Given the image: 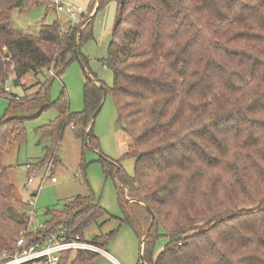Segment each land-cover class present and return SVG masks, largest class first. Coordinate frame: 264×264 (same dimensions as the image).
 Returning a JSON list of instances; mask_svg holds the SVG:
<instances>
[{
  "label": "trees",
  "instance_id": "obj_1",
  "mask_svg": "<svg viewBox=\"0 0 264 264\" xmlns=\"http://www.w3.org/2000/svg\"><path fill=\"white\" fill-rule=\"evenodd\" d=\"M42 1L0 0V95L14 79L23 85L31 73L42 75L44 91L32 99L46 98L42 110L57 112L39 128L51 139L44 159L53 158L72 124L83 149L99 148L93 114L107 92L133 140L135 167L130 175L119 161L103 157V171L118 185L120 224L140 239L139 264H264V0H120L104 59L113 86L87 71L80 113L63 94L51 100L55 78L48 73L59 77L77 61V42L88 68L81 47L95 16L80 36L82 24L68 21L42 23L35 33L13 28L15 9ZM107 2L98 0L96 13ZM26 120H0V249L8 251L29 228L16 214L15 185L4 163L11 133L19 129L15 141L25 139ZM50 215L30 241L60 231L85 237L89 226L114 218L92 195H79ZM162 237L168 242L155 255ZM101 238L91 241L101 245ZM98 255L69 250L60 264Z\"/></svg>",
  "mask_w": 264,
  "mask_h": 264
},
{
  "label": "rangeland",
  "instance_id": "obj_2",
  "mask_svg": "<svg viewBox=\"0 0 264 264\" xmlns=\"http://www.w3.org/2000/svg\"><path fill=\"white\" fill-rule=\"evenodd\" d=\"M66 1L85 8L78 22L82 25L84 22H86L85 25L89 23L91 14L97 10L98 0H95L93 5H90L92 0ZM119 5L120 0H108L97 14L94 13L92 36L81 47L82 53L87 57L88 68L85 69L78 61H74L63 74L53 80L48 91L51 100L57 99L62 94L65 95L74 113H80L85 106L84 87L88 76L87 71L95 73L108 87L113 86L114 76L105 66L104 59L108 56V47ZM22 9L25 14L21 11ZM22 9L14 10L12 26L24 32L35 33L42 23H53L59 19L62 24L66 23L64 14L60 13L58 19L50 3L46 1L29 4ZM40 78L42 79V75L36 76L31 73L24 80L23 85L14 86L12 82H8L9 90L5 95H0V120L3 117L27 118L24 124L25 139L21 142L15 141L19 129L12 132V139L4 155L9 179L15 185L13 205L16 214L28 220L32 210L29 201H35L36 213L31 219V224L37 226L51 219V211L65 208L77 196L92 195L95 201L114 218H105L86 228L85 238L90 240L93 235H102V242L104 236L115 231L108 242H102L98 246L122 264H139L140 239L130 226L120 224L119 219L123 217V213L119 203L118 185L113 177L106 176L102 165V159L105 157L111 161H119L128 174H134L133 140L117 121V111L112 96L107 94L94 121L93 132L99 142L97 150L89 147L83 149L70 125L64 130L63 137L52 154L53 158L44 159L48 147L51 146V139L45 137L39 128L54 120L57 112L50 108L42 110L47 104L46 98L32 99L35 94L40 92L42 94L44 91V89L41 91V85L38 82ZM28 163L33 165L30 171L26 168ZM47 172L51 175L44 181L42 188H39L40 179ZM34 173L36 180L29 184L28 178ZM53 176L57 178L56 182L52 181ZM33 192L37 195H33ZM127 195L125 190V196ZM167 242L166 237L157 241L155 255L165 247ZM84 264L116 263L113 259L101 254Z\"/></svg>",
  "mask_w": 264,
  "mask_h": 264
},
{
  "label": "built area",
  "instance_id": "obj_3",
  "mask_svg": "<svg viewBox=\"0 0 264 264\" xmlns=\"http://www.w3.org/2000/svg\"><path fill=\"white\" fill-rule=\"evenodd\" d=\"M49 2L53 10L57 13L65 14L68 19L75 23L80 21V14L84 13L85 8L81 5L76 6L65 0H45ZM49 76L57 78V75L53 69L49 71ZM6 90L9 87L6 85ZM74 128V124H72ZM26 168L30 171L33 169V165L28 163ZM51 175L47 172L40 179L39 188H42L44 181ZM35 173L28 178V183L32 184L35 182ZM52 181L56 182L57 178L52 177ZM37 195V194H36ZM29 205L32 207L29 221V228L26 232L21 233L17 239L15 249L13 251H8L6 249H0V264H27L30 262H35L37 264H60L62 253L65 251H90L101 253L108 256V252L102 249L100 246L95 244L93 241L82 237L79 234H75L71 238H67L64 235V231L53 234L51 236H40L35 240H29L30 233L41 227L42 224L37 226H32L31 219L35 215V201L30 200Z\"/></svg>",
  "mask_w": 264,
  "mask_h": 264
},
{
  "label": "water",
  "instance_id": "obj_4",
  "mask_svg": "<svg viewBox=\"0 0 264 264\" xmlns=\"http://www.w3.org/2000/svg\"><path fill=\"white\" fill-rule=\"evenodd\" d=\"M92 16H93V15H92ZM72 22H73L72 20H69V23H72ZM85 23H86V22H84V24H83L82 27H81V30H80V34H79V36H80L81 33H82V29H83ZM75 52H76L77 61L81 64V66H82L83 68H85L84 63L82 62V60H81L80 57H79V52H78V42L76 43ZM13 84H14V86H19V81H18L17 79H14V80H13ZM5 87H6V86H4V88H5ZM106 96H107V92H105V94H104L103 102H104ZM103 102L100 104V106L98 107V109H97V110L95 111V113L93 114V121H92V123H94L95 118L97 117L99 111L101 110V108H102V106H103ZM34 195H35V193H34ZM149 229H150V227L148 228V230H149ZM95 237H96V235H93V236H92L93 239H94ZM144 240H145V238L143 239V241H144Z\"/></svg>",
  "mask_w": 264,
  "mask_h": 264
},
{
  "label": "crops",
  "instance_id": "obj_5",
  "mask_svg": "<svg viewBox=\"0 0 264 264\" xmlns=\"http://www.w3.org/2000/svg\"><path fill=\"white\" fill-rule=\"evenodd\" d=\"M66 1V0H65ZM48 3V2H47ZM98 5V4H97ZM97 5H96V7H97ZM22 9V8H21ZM22 12H23V14H25V11L22 9L21 10ZM94 13H96V11H94ZM94 13L93 14H91V15H94ZM56 14L58 15V19H59V13H57L56 12ZM83 13H81V15H82ZM97 14V13H96ZM64 16H65V20L64 21H68L69 22V20L70 19H68V17L64 14ZM60 20V19H59ZM13 22H14V18H13ZM34 193H35V195H36V192H33V195H34ZM108 258H110V259H113V261L116 263V264H122L120 261H118L117 259H115L113 256H111L109 253H108V256H107Z\"/></svg>",
  "mask_w": 264,
  "mask_h": 264
}]
</instances>
